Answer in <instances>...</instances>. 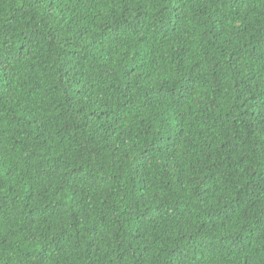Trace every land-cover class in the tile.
<instances>
[{"label":"trees","instance_id":"16d2710c","mask_svg":"<svg viewBox=\"0 0 264 264\" xmlns=\"http://www.w3.org/2000/svg\"><path fill=\"white\" fill-rule=\"evenodd\" d=\"M0 264H264V0H0Z\"/></svg>","mask_w":264,"mask_h":264}]
</instances>
